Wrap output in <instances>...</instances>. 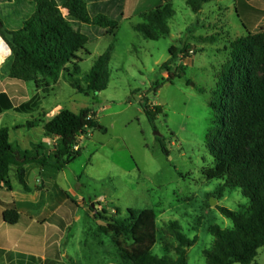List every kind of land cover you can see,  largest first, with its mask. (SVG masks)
<instances>
[{
	"label": "rangeland",
	"instance_id": "1",
	"mask_svg": "<svg viewBox=\"0 0 264 264\" xmlns=\"http://www.w3.org/2000/svg\"><path fill=\"white\" fill-rule=\"evenodd\" d=\"M161 3L127 0L116 36H103L87 45L90 54L81 55L79 73L73 78L85 89V78L96 60L112 48L109 85L100 93H79L66 75L49 87L38 81L9 80L12 52L0 57V93H8L16 106L27 109L0 114V128L11 129L13 144L31 149L42 139L43 124L63 109L78 114L90 108L100 126L107 129H89L79 137L81 153L59 179L76 193L70 196L73 217L62 243L71 259L65 258L63 264H131L130 259H123V253L139 236L146 239L154 255L176 258L179 243L171 222H178L188 238H198L187 252L188 264H207L204 251L214 242L210 227L233 228L232 220L222 215L218 206L248 210L250 201L240 189H226L221 198L222 182L203 176V169L214 164L207 138L216 127L211 102L217 77L230 57L231 41L248 35L237 3L234 7L233 0L222 2L230 6L223 15L216 2L195 14L187 0H174L176 14L169 21L170 36L146 39L134 26L143 23L140 13ZM63 13L67 16L65 10ZM12 18L8 3L0 2V19L8 30L14 28ZM0 44L9 50L3 41ZM172 47L177 48L176 59ZM169 60L173 72L184 68L182 76L169 80V73L161 69ZM146 103L163 108L155 125L144 112ZM38 121L40 127H27ZM55 144L50 141L48 152ZM117 208L123 218L134 209L153 211L154 219L139 224L136 235L116 238L110 219ZM255 262L264 264V247Z\"/></svg>",
	"mask_w": 264,
	"mask_h": 264
},
{
	"label": "trees",
	"instance_id": "2",
	"mask_svg": "<svg viewBox=\"0 0 264 264\" xmlns=\"http://www.w3.org/2000/svg\"><path fill=\"white\" fill-rule=\"evenodd\" d=\"M126 1L0 0L8 3L13 17L14 28L10 30L0 19V34L12 52L8 79L22 83L38 81L49 87L66 75L81 94L106 90L111 76L112 48L98 57L87 74L86 89L73 78L79 73L81 55L90 54L86 47L91 41L116 36ZM162 1L156 8L140 13L143 23L134 26L146 39L157 41L171 34L169 21L176 14L174 0ZM217 1L223 0H187V5L199 14L206 4ZM238 10L248 35L231 41L230 57L217 77L216 96L211 102L216 112V127L207 138L214 164L203 169V176L208 181L222 182L221 198L226 189H240L250 203L245 212L218 206V211L232 220L233 228L210 227L214 242L204 251L207 264H257L255 259L264 247V31L258 29L264 13L244 0H238ZM176 51V47L171 48L173 59L177 58ZM184 53L185 57L189 56ZM172 64L169 60L161 67L169 73V80L184 74L183 67L173 72ZM13 109L27 112L24 105L16 106L8 93L1 92L0 114ZM143 109L152 125L163 113L161 106L151 107L147 103ZM39 123L29 122L27 127L36 128ZM93 128L107 131L90 108L78 114L61 110L43 126L45 137L57 139L54 150L49 152L43 143L23 150L11 142L10 128H0V186L4 184L12 189L9 177L14 166L26 191L30 190L25 179L27 165L49 166L58 171L66 169L81 153L79 137ZM116 213L110 219L116 238L136 235V227L148 219L153 220L155 214L129 209L123 218L120 208ZM4 219L14 225L20 215L16 210H7ZM170 227L179 243L176 258L154 255L146 239L139 236L131 249L123 253V259H130L131 264H188L187 252L198 238L184 235L178 222H171Z\"/></svg>",
	"mask_w": 264,
	"mask_h": 264
},
{
	"label": "crops",
	"instance_id": "3",
	"mask_svg": "<svg viewBox=\"0 0 264 264\" xmlns=\"http://www.w3.org/2000/svg\"><path fill=\"white\" fill-rule=\"evenodd\" d=\"M224 1L216 2L220 15L230 9V6L222 3ZM244 1L264 13V0ZM233 3L234 7L236 3L238 6V0H233ZM258 27L264 29V14ZM51 140L56 142L57 139L45 137L43 130L41 141L31 149L43 143L49 150ZM25 171L29 191L21 185L16 166L9 177L12 189L4 184L0 186V264H63L65 258L71 259L62 243L73 217L69 198L72 194L76 196V193L59 182L60 177L65 176L66 169L58 171L49 166L29 164ZM7 210L19 213L17 224L5 221L4 212Z\"/></svg>",
	"mask_w": 264,
	"mask_h": 264
},
{
	"label": "bare ground",
	"instance_id": "4",
	"mask_svg": "<svg viewBox=\"0 0 264 264\" xmlns=\"http://www.w3.org/2000/svg\"><path fill=\"white\" fill-rule=\"evenodd\" d=\"M0 42H2V41L0 40ZM9 53H10L9 50H6L2 46H0V57L5 58Z\"/></svg>",
	"mask_w": 264,
	"mask_h": 264
},
{
	"label": "built area",
	"instance_id": "5",
	"mask_svg": "<svg viewBox=\"0 0 264 264\" xmlns=\"http://www.w3.org/2000/svg\"><path fill=\"white\" fill-rule=\"evenodd\" d=\"M0 40L3 41L6 44V46L9 48V50H10V53L6 56V57H8L11 54V49L8 46V44L6 43V41L3 39V37L1 36V34H0ZM192 53H193V51L190 52V54H192Z\"/></svg>",
	"mask_w": 264,
	"mask_h": 264
}]
</instances>
